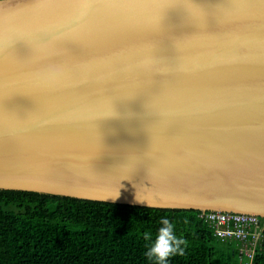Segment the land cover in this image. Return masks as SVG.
Wrapping results in <instances>:
<instances>
[{
    "label": "water",
    "instance_id": "1",
    "mask_svg": "<svg viewBox=\"0 0 264 264\" xmlns=\"http://www.w3.org/2000/svg\"><path fill=\"white\" fill-rule=\"evenodd\" d=\"M228 2L0 0V187L264 216V0Z\"/></svg>",
    "mask_w": 264,
    "mask_h": 264
},
{
    "label": "trees",
    "instance_id": "2",
    "mask_svg": "<svg viewBox=\"0 0 264 264\" xmlns=\"http://www.w3.org/2000/svg\"><path fill=\"white\" fill-rule=\"evenodd\" d=\"M200 212L0 187V264H154L145 250L163 217L183 241L168 264H243ZM251 264H264V243Z\"/></svg>",
    "mask_w": 264,
    "mask_h": 264
},
{
    "label": "built area",
    "instance_id": "3",
    "mask_svg": "<svg viewBox=\"0 0 264 264\" xmlns=\"http://www.w3.org/2000/svg\"><path fill=\"white\" fill-rule=\"evenodd\" d=\"M200 216L210 222L213 233L220 239L234 241L233 248L243 264H251L255 250L264 243V220L249 212L201 210Z\"/></svg>",
    "mask_w": 264,
    "mask_h": 264
},
{
    "label": "clouds",
    "instance_id": "4",
    "mask_svg": "<svg viewBox=\"0 0 264 264\" xmlns=\"http://www.w3.org/2000/svg\"><path fill=\"white\" fill-rule=\"evenodd\" d=\"M161 227L151 239L145 250V256L154 261V264H168L169 259L177 254H182L180 245L183 243L175 234V224L167 217L160 221Z\"/></svg>",
    "mask_w": 264,
    "mask_h": 264
},
{
    "label": "snow or ice",
    "instance_id": "5",
    "mask_svg": "<svg viewBox=\"0 0 264 264\" xmlns=\"http://www.w3.org/2000/svg\"><path fill=\"white\" fill-rule=\"evenodd\" d=\"M228 3H229L228 0H225V3H224V4L227 5ZM166 4H167L168 6H170V5H174V4H183L186 8L189 9V11L192 13V15H193V13L196 11V9H198V7H196V6L194 5L193 0H167V3H166ZM168 6H167V7H168ZM164 8H166V7H164ZM164 8H161V9H159V10L157 11L156 21H155V24H154V26H153V29L158 28L159 23H160V20H161L162 10H163ZM2 144H3V138H2V136H0V146H2Z\"/></svg>",
    "mask_w": 264,
    "mask_h": 264
},
{
    "label": "bare ground",
    "instance_id": "6",
    "mask_svg": "<svg viewBox=\"0 0 264 264\" xmlns=\"http://www.w3.org/2000/svg\"><path fill=\"white\" fill-rule=\"evenodd\" d=\"M206 210V209H205Z\"/></svg>",
    "mask_w": 264,
    "mask_h": 264
}]
</instances>
